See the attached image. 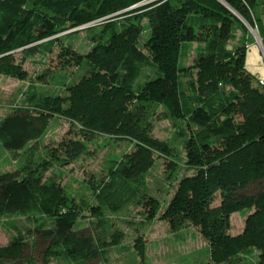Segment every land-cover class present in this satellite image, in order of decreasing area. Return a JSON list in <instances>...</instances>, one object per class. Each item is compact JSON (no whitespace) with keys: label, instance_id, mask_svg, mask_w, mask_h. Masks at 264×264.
I'll return each mask as SVG.
<instances>
[{"label":"trees","instance_id":"obj_1","mask_svg":"<svg viewBox=\"0 0 264 264\" xmlns=\"http://www.w3.org/2000/svg\"><path fill=\"white\" fill-rule=\"evenodd\" d=\"M140 1L0 0V74L24 79L22 62L37 55L41 61L55 48L60 69L82 71L75 81L61 76L59 93L30 86L26 104L0 120L4 149L20 151L32 142L21 164L0 173V218L20 216L32 223L24 231L15 227L0 246V264H34L25 249L40 242L41 264H94L119 237L107 239L98 229L105 210L117 214L142 202L146 218L158 215V200L130 181L155 157L168 159L173 168L172 147L151 133L150 103L184 126L183 165L193 170L178 180L159 217L172 230L185 223L196 227L213 264H264V84L245 66L249 32L230 9L256 25L264 41L254 11L258 0H151L123 11ZM142 19L149 35L140 44ZM78 28L92 40L84 53L64 41ZM192 44V62L184 65ZM144 68L152 75L137 83ZM53 116L68 120V135L35 160ZM99 134L129 140L132 148L108 161L105 178L89 182L97 201L89 205L70 196L57 173L45 172L54 163L73 161ZM250 185L253 193L246 192ZM87 207L99 220L90 232L75 228ZM236 211L245 215L244 227L231 234L229 219ZM254 253L255 261L244 257Z\"/></svg>","mask_w":264,"mask_h":264},{"label":"rangeland","instance_id":"obj_2","mask_svg":"<svg viewBox=\"0 0 264 264\" xmlns=\"http://www.w3.org/2000/svg\"><path fill=\"white\" fill-rule=\"evenodd\" d=\"M149 1L151 0H142L139 5ZM254 11L260 19L261 34L264 38V0H258ZM141 24L143 31L139 38L140 44L149 35L146 19H142ZM243 24L245 25V23ZM82 28L66 34L64 41L70 42L74 48L84 53L90 48L92 40L90 33ZM73 30L75 29L68 30V32ZM99 30L100 28H96V31ZM247 30L249 40L245 66L264 84V57L252 32L248 27ZM240 34L241 30L238 29L237 35ZM56 51H58L57 48L41 61L40 55H37L35 59H25L22 62L23 69L27 72L24 79L0 74V120L15 106L26 104L25 95L30 86H35L40 92L54 94L63 91L61 76H65L68 82L75 81L79 77L82 71L76 66L59 68L55 60ZM194 51L195 44H192L188 50L189 54L183 59L184 65L192 62ZM20 60L21 55L17 53L16 61ZM148 75H152V72L144 68L136 82L143 83L145 76ZM148 121L151 125L152 135L166 141L172 147L171 157L174 161L171 164H173V168L168 167L170 165L168 159L162 156L155 157L152 164L140 176L130 181L133 185L140 187L144 196H152L158 200L159 213L154 218H146L145 206L142 202L129 205L117 214L105 210L101 216L103 222L100 223L98 229L107 234V239H110L113 234H117L119 237L116 243L105 247L102 255L92 262L94 264H213L209 260L207 241L196 227L185 223L178 229L172 230L168 222L159 217L172 197L178 180L183 175L193 173V170L187 169L183 165L185 161L184 138L179 134V130L184 126L180 124V121L166 116L164 108L155 103L148 104ZM69 128L68 120L59 116L50 118L47 129L38 140V150L33 154L34 159L38 160L44 157L48 148L57 145L63 137L68 135ZM185 131L187 136V129ZM31 144L32 142L27 143L20 151L7 150L0 145V173L12 170L21 164L27 157V149ZM131 148L132 143L129 140H117L104 134L95 135L86 142L84 153L67 164L54 163L45 172V176L57 173L60 184L70 196H73L77 201L84 198L89 205H94L97 201L89 188V182L95 183L96 180L105 178V167L108 161L113 158L119 159L125 151H129ZM254 191L255 188L252 185L246 190L249 193ZM219 200L217 195L214 204H218ZM244 220L245 215L241 211L232 213L228 232L231 234L241 232ZM98 221L90 214L87 207L80 213L75 228H84L90 232V225H97ZM31 226V221L24 217L5 216L0 218V246L5 245L15 234V227L24 231ZM42 248L43 242L26 247L25 253H31L35 257L34 264H41ZM256 254L244 257L249 261H255ZM48 264H65V262L53 259Z\"/></svg>","mask_w":264,"mask_h":264},{"label":"built area","instance_id":"obj_3","mask_svg":"<svg viewBox=\"0 0 264 264\" xmlns=\"http://www.w3.org/2000/svg\"><path fill=\"white\" fill-rule=\"evenodd\" d=\"M249 29L252 32L253 37L255 39V42L258 44V46H259V48H260V50L262 52V55L264 57V44H263L262 38H261V36L259 34V30H258L257 26H250ZM259 82L261 83L260 80H259ZM261 84H263V83H261Z\"/></svg>","mask_w":264,"mask_h":264},{"label":"water","instance_id":"obj_4","mask_svg":"<svg viewBox=\"0 0 264 264\" xmlns=\"http://www.w3.org/2000/svg\"><path fill=\"white\" fill-rule=\"evenodd\" d=\"M139 4H141L140 2H138V3H135V4H133V5H131V6H129V7H127V8H125L123 11H125V10H129V9H132V8H134V7H136V6H138ZM228 6V5H227ZM231 10H232V12L243 22V23H245V25L248 27V28H250V25L235 11V10H233L232 8H230Z\"/></svg>","mask_w":264,"mask_h":264}]
</instances>
